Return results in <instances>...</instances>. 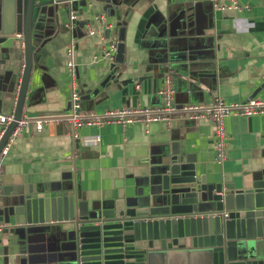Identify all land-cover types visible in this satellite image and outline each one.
Instances as JSON below:
<instances>
[{"label": "crops", "instance_id": "obj_1", "mask_svg": "<svg viewBox=\"0 0 264 264\" xmlns=\"http://www.w3.org/2000/svg\"><path fill=\"white\" fill-rule=\"evenodd\" d=\"M233 1L221 0L226 8L215 9L209 0H79L72 3L78 16L74 31L68 26L66 5L42 7L36 21L41 46L23 113L33 122L16 138L5 161L0 220L15 198L13 188L25 181L71 188L76 184L90 205L104 203L111 208L116 199L143 191L175 142L183 154L194 157L198 173L206 175L209 184L252 187L264 173V115L225 119L228 157L223 164L215 161L212 122L184 114L175 115L170 124L82 127L81 137L101 140L81 144L76 162L71 157L75 141L66 122L57 119L55 134L48 127L38 133L34 126L37 119L70 113L73 88L66 49L71 34L79 41L77 83L87 115L161 105L158 91L167 75L173 76L178 106L264 97V0H235L244 10L230 8ZM188 22L194 25L190 28ZM87 24L95 31L93 36ZM118 25L125 27L123 65L103 58L104 51L119 42L116 34L107 36V27ZM24 65V41L19 35L0 44V115L15 111ZM11 222V226L0 222L5 226L0 231V264H71L75 258V234L68 231L69 225L17 226L14 218ZM160 264L191 263L174 258Z\"/></svg>", "mask_w": 264, "mask_h": 264}, {"label": "water", "instance_id": "obj_2", "mask_svg": "<svg viewBox=\"0 0 264 264\" xmlns=\"http://www.w3.org/2000/svg\"><path fill=\"white\" fill-rule=\"evenodd\" d=\"M76 1L0 0V44L21 35L25 61L16 89L14 120L0 138V153L23 118L41 46L36 36L40 11L57 3L77 12L72 4ZM193 25L188 22V27ZM106 34L118 36L115 62L123 65L125 27H107ZM50 118L67 123L68 116ZM195 162L193 156L181 152L178 143H172L143 191L116 199L111 208L104 203L90 205L76 184L71 188L64 183L25 181L13 188L15 198L0 222L11 226L14 218L17 226L69 225L76 241L71 264H160L174 258L191 264H264V173L252 187L237 189L233 183L209 184Z\"/></svg>", "mask_w": 264, "mask_h": 264}, {"label": "built area", "instance_id": "obj_3", "mask_svg": "<svg viewBox=\"0 0 264 264\" xmlns=\"http://www.w3.org/2000/svg\"><path fill=\"white\" fill-rule=\"evenodd\" d=\"M215 9H224L221 0H209ZM237 10H244L246 7L241 5L238 1H233L229 6ZM77 12L70 11L69 28L74 31L76 28L75 22L77 21ZM97 22L101 23V19L97 18ZM88 34L93 36L95 31L90 25L87 26ZM19 37H22L19 35ZM79 41L76 36L71 34L69 44L66 49L67 54V70L71 78V86L73 88L71 96V109L66 120L70 126L75 145L72 151V159L76 162L82 146H90L100 142V136H95L93 141L81 137L78 130L82 127H104L107 125H121L126 128L127 126L135 123H143L150 126L152 123L163 122L170 124L172 118L177 114H184L192 120L208 119L212 122L214 127L215 139V161L218 164H223L228 157V133L225 126V119L230 116H256L264 115V97L251 98L241 103H226L222 99H215L211 104L189 103L186 105L178 106L175 103L176 90L174 88L173 76L167 75L165 77L162 88L159 89L158 95L162 100L161 105L158 106H139V107H122L120 109L109 110L103 114L87 115L82 111L81 95L79 92V85L77 83V54H78ZM118 49V42H113L108 49L104 51L103 58L115 60ZM262 88L264 92V75L262 76ZM14 120V112L9 115H0V138L3 136L7 126ZM28 118L23 117L18 121V126L9 137L7 143L0 153V195L2 184L1 180L4 173L5 161L9 152L15 144L16 138L21 134L22 130L32 124ZM58 120L54 118L37 119L34 121L35 129L38 133L43 132L46 127L51 134L56 133V126ZM79 140V143L77 142ZM5 226L0 224V231L4 230Z\"/></svg>", "mask_w": 264, "mask_h": 264}]
</instances>
